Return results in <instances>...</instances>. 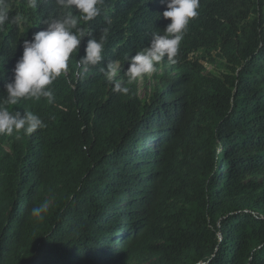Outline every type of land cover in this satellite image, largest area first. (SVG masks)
Returning a JSON list of instances; mask_svg holds the SVG:
<instances>
[{
    "label": "trees",
    "instance_id": "16d2710c",
    "mask_svg": "<svg viewBox=\"0 0 264 264\" xmlns=\"http://www.w3.org/2000/svg\"><path fill=\"white\" fill-rule=\"evenodd\" d=\"M8 5L0 102L21 41L68 11L56 0ZM101 8L80 26L97 39L109 29L103 61L78 67L82 42L51 86L53 103L6 105L46 126L0 135V264H264V0H200L175 63L161 61L171 76L148 101L125 71L171 22L166 5ZM113 61L109 82L100 69Z\"/></svg>",
    "mask_w": 264,
    "mask_h": 264
},
{
    "label": "clouds",
    "instance_id": "9594fccd",
    "mask_svg": "<svg viewBox=\"0 0 264 264\" xmlns=\"http://www.w3.org/2000/svg\"><path fill=\"white\" fill-rule=\"evenodd\" d=\"M161 2L166 5L162 17L171 22L164 28L163 34L153 33L149 44L130 57L125 71L128 82L155 72L157 65L165 58L175 63L188 25L198 16L200 0ZM36 3L37 0H27L30 8H35ZM56 3L68 11L62 17L46 21V26L33 33L31 39L21 41L22 55L12 69L11 82L4 86L6 97L0 102V135H12L20 131L32 134L46 126L38 115L30 111L13 112L6 105H16L19 100L26 98H44L48 103H53L55 95L51 86L58 77L67 74L69 59L73 53H80L82 42L83 55H79L78 67L87 71L89 66L99 65L104 59L109 29L105 28L97 39L80 26L81 21L90 22L101 16L104 0H56ZM8 7V0H0V25L10 19ZM73 9L77 14L73 13ZM24 20L21 14L11 17V23L16 25L22 24ZM105 22L110 25L111 18L105 17ZM117 64V61H113L106 68L100 69L110 82ZM113 89L121 94L129 92V88L121 83H114ZM43 211V206L33 207L31 214L40 217Z\"/></svg>",
    "mask_w": 264,
    "mask_h": 264
},
{
    "label": "rangeland",
    "instance_id": "374dc122",
    "mask_svg": "<svg viewBox=\"0 0 264 264\" xmlns=\"http://www.w3.org/2000/svg\"><path fill=\"white\" fill-rule=\"evenodd\" d=\"M204 67H205V72H208V71L212 70V68H213L212 66H209L207 64H204ZM218 68H220V66H218ZM115 75H116V73H113L111 82L113 81ZM167 76H171L170 71L168 68L163 66L160 62V64L157 65L155 72H153L149 75H146L143 78L136 79L135 84H136L138 98L141 101H148L150 99V97L156 91H158L160 89V87L162 85L161 78L167 77ZM156 261L157 260L155 258H152V259L149 258L140 264H155ZM130 264H138V263H130Z\"/></svg>",
    "mask_w": 264,
    "mask_h": 264
},
{
    "label": "flooded vegetation",
    "instance_id": "af4514ba",
    "mask_svg": "<svg viewBox=\"0 0 264 264\" xmlns=\"http://www.w3.org/2000/svg\"><path fill=\"white\" fill-rule=\"evenodd\" d=\"M135 237V236H134ZM136 238V237H135Z\"/></svg>",
    "mask_w": 264,
    "mask_h": 264
},
{
    "label": "built area",
    "instance_id": "2783aa9c",
    "mask_svg": "<svg viewBox=\"0 0 264 264\" xmlns=\"http://www.w3.org/2000/svg\"><path fill=\"white\" fill-rule=\"evenodd\" d=\"M204 65V64H203Z\"/></svg>",
    "mask_w": 264,
    "mask_h": 264
}]
</instances>
